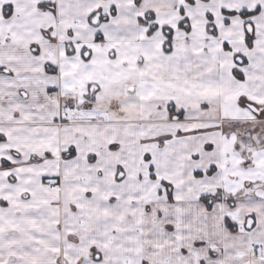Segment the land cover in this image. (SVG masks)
Wrapping results in <instances>:
<instances>
[{
    "label": "snow or ice",
    "instance_id": "6c2138e0",
    "mask_svg": "<svg viewBox=\"0 0 264 264\" xmlns=\"http://www.w3.org/2000/svg\"><path fill=\"white\" fill-rule=\"evenodd\" d=\"M0 264H264V0H0Z\"/></svg>",
    "mask_w": 264,
    "mask_h": 264
}]
</instances>
